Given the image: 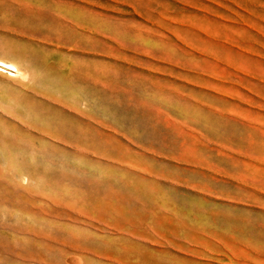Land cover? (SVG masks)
<instances>
[{"label":"rangeland","instance_id":"obj_1","mask_svg":"<svg viewBox=\"0 0 264 264\" xmlns=\"http://www.w3.org/2000/svg\"><path fill=\"white\" fill-rule=\"evenodd\" d=\"M0 264H264V0H0Z\"/></svg>","mask_w":264,"mask_h":264},{"label":"snow or ice","instance_id":"obj_2","mask_svg":"<svg viewBox=\"0 0 264 264\" xmlns=\"http://www.w3.org/2000/svg\"><path fill=\"white\" fill-rule=\"evenodd\" d=\"M13 61L11 59H6L4 61H0V70H3L5 73L9 75L14 74L16 69L12 67Z\"/></svg>","mask_w":264,"mask_h":264},{"label":"bare ground","instance_id":"obj_3","mask_svg":"<svg viewBox=\"0 0 264 264\" xmlns=\"http://www.w3.org/2000/svg\"><path fill=\"white\" fill-rule=\"evenodd\" d=\"M0 61H4V60L3 59H0ZM12 67L16 69L15 76H21V75H23V73L21 72V70L15 64L12 63Z\"/></svg>","mask_w":264,"mask_h":264}]
</instances>
